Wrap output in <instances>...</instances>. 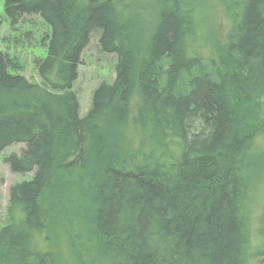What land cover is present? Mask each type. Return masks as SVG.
Segmentation results:
<instances>
[{
	"label": "trees",
	"instance_id": "16d2710c",
	"mask_svg": "<svg viewBox=\"0 0 264 264\" xmlns=\"http://www.w3.org/2000/svg\"><path fill=\"white\" fill-rule=\"evenodd\" d=\"M38 15L40 81L0 47V151L15 173L0 264H248L249 201L264 175V0H3ZM218 4L222 35L205 32ZM3 19L0 16V28ZM100 32L112 83L81 117L73 90ZM60 249V250H57Z\"/></svg>",
	"mask_w": 264,
	"mask_h": 264
},
{
	"label": "rangeland",
	"instance_id": "374dc122",
	"mask_svg": "<svg viewBox=\"0 0 264 264\" xmlns=\"http://www.w3.org/2000/svg\"><path fill=\"white\" fill-rule=\"evenodd\" d=\"M158 0H137L133 13L140 25L147 29L155 20L158 11ZM205 32H219L222 35L228 27V20L218 4H206L204 7ZM0 16L3 19L0 28V47L17 58L22 65L20 74L30 80L39 82L35 58L46 53L45 43L41 42L48 28L38 15H23L14 26L4 13V1L0 0ZM100 32L92 34L87 47L84 49L79 75L74 83L80 107V116H85L91 108L95 89L102 82L112 83L116 76L117 56L101 49ZM26 145L15 143L0 151V228L7 220V205L10 200L11 187L32 173L22 174L12 171L7 157L21 154ZM254 191L249 201L251 244L248 264H264V175L254 183ZM60 250V249H57Z\"/></svg>",
	"mask_w": 264,
	"mask_h": 264
}]
</instances>
